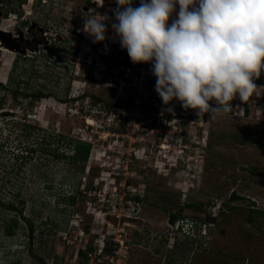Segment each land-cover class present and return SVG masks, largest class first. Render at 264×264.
Returning <instances> with one entry per match:
<instances>
[{
  "label": "rangeland",
  "instance_id": "obj_1",
  "mask_svg": "<svg viewBox=\"0 0 264 264\" xmlns=\"http://www.w3.org/2000/svg\"><path fill=\"white\" fill-rule=\"evenodd\" d=\"M50 1L0 0V264H264V91L212 121L178 100L165 106L150 63L83 32L90 0ZM19 120L39 127L20 138L24 150L56 134L91 141L86 166L39 149L15 159ZM233 190L260 211L243 199L231 210ZM220 205L231 212L212 225Z\"/></svg>",
  "mask_w": 264,
  "mask_h": 264
},
{
  "label": "clouds",
  "instance_id": "obj_2",
  "mask_svg": "<svg viewBox=\"0 0 264 264\" xmlns=\"http://www.w3.org/2000/svg\"><path fill=\"white\" fill-rule=\"evenodd\" d=\"M115 3L112 31L133 64H151L163 105L178 100L183 109L195 110L200 119L207 113L212 121L232 111L230 102L237 96L247 103L264 91L254 83L264 70V0H139L138 7L134 0ZM96 4L103 6L104 0ZM107 19L89 10L83 32L94 43L103 42ZM197 225L196 220L180 223L183 229Z\"/></svg>",
  "mask_w": 264,
  "mask_h": 264
},
{
  "label": "trees",
  "instance_id": "obj_3",
  "mask_svg": "<svg viewBox=\"0 0 264 264\" xmlns=\"http://www.w3.org/2000/svg\"><path fill=\"white\" fill-rule=\"evenodd\" d=\"M139 2V0H136ZM106 28L109 30H111V25L106 23ZM107 30V31H108ZM16 70V67L14 66L12 72L14 73V71ZM18 90L15 91V94H18ZM15 126L18 127V133H16V138L19 139L17 141V143L15 144V150L18 151H14V150H10L9 152L11 153L10 155L14 156L15 159H20L21 161H23L24 157H27V155L30 153L32 155V153L34 154L38 149L42 150V152H46L49 153L50 155L54 156L57 159H63L69 163L72 164H79V165H83L86 166L87 161L89 159V156L91 154L93 145L91 143V141H87L81 138H73V137H66V135H61V134H56L54 135L53 138H48L43 136V138H39L37 139V143H38V147L36 149V147L33 144H29V147L26 146V150H24V146H20V138L25 137L26 139L34 134V130H39V127L36 125H31L30 123H27L26 121H15ZM23 126V128H21ZM26 128L29 129L28 132H26ZM17 130V128H16ZM42 130V129H41ZM65 139H67V144L70 146V149H68L67 151H61L59 148L60 143L61 142H65ZM53 141V143H58L57 146H55L54 148L51 147V142ZM4 146L3 142H0V149L2 150ZM26 151L27 153L24 155L23 151ZM30 155V156H31ZM76 196L75 195H71L70 196V202L72 204L75 203L76 201ZM238 196L234 195L233 198H236ZM139 198V197H137ZM0 201L3 202L2 199H0ZM8 205L10 206V208H14V215H12L10 218H8L5 222H4V231L5 234L8 236H14L17 233V230L20 229V211H17V207L15 206V204L13 202H9ZM192 205V204H189ZM170 222L174 223L177 219L178 216L175 214H171L170 215ZM250 220H252V218H250ZM31 229L33 230V227H31ZM86 255V254H85ZM103 264V263H101Z\"/></svg>",
  "mask_w": 264,
  "mask_h": 264
},
{
  "label": "flooded vegetation",
  "instance_id": "obj_4",
  "mask_svg": "<svg viewBox=\"0 0 264 264\" xmlns=\"http://www.w3.org/2000/svg\"><path fill=\"white\" fill-rule=\"evenodd\" d=\"M86 5H88V4H86ZM40 6V5H39ZM41 7V6H40ZM66 18H67V16L64 14V20H66ZM45 36H47L49 33L47 32V31H45L44 33H43ZM52 43H50V45H51ZM53 44H55V42H53ZM8 45H9V43H8ZM26 45V44H25ZM264 71V70H263ZM263 76V75H262ZM262 76H260L259 77V79H258V81L257 82H255V83H258L259 81H260V78L262 77ZM253 140V139H252ZM174 167H176L177 165H173ZM254 169V168H253ZM245 172H247V173H252L253 171H251V169L250 168H248V166H247V169H246V171ZM234 195H236V196H238V197H236V198H233L234 197ZM137 196H143V195H141V194H137ZM245 196V197H244ZM138 200H140V198H137ZM231 200H230V203H229V206L228 207H230L231 208V210L233 209V210H237V208H236V206L237 205H239L236 201H238V199H243V200H245V201H248L249 202V207L251 208V209H253L252 211H254L255 212V210L256 211H260V210H258L257 209V207H256V203H254L255 201H254V199H253V197H250L249 195H243V193H240L239 191H235V190H233V192H232V194H231V198H230ZM234 201V202H233ZM226 205H220L219 207H218V211H217V213H211V214H208V216H207V221H209L212 225H214L215 224V220H216V218H217V216L219 215V214H221L223 211H225L226 210V207H225ZM223 210V211H222ZM219 212V213H218ZM226 213H228V212H231L230 210H226L225 211ZM261 213H264V211H260ZM224 213V212H223ZM170 220V219H169ZM206 221V222H207ZM176 222V221H175ZM174 222V223H175ZM171 223V222H170ZM174 223H171V224H174ZM149 228H151V227H149Z\"/></svg>",
  "mask_w": 264,
  "mask_h": 264
},
{
  "label": "built area",
  "instance_id": "obj_5",
  "mask_svg": "<svg viewBox=\"0 0 264 264\" xmlns=\"http://www.w3.org/2000/svg\"><path fill=\"white\" fill-rule=\"evenodd\" d=\"M31 1V4L32 6L33 5H41V6H50V3L51 1L50 0H30ZM90 5H89V8H88V12L89 10H94L95 12H98L102 15H107L108 19L107 21H105V23L109 24L112 26L113 23H115V17H114V14L112 13L114 9H116L117 5L115 3V0H104V4L103 6H97L96 4V0H90ZM54 4H57L56 2H53ZM177 11H178V6H177ZM175 17V12L172 14V17H170L169 19V23H171V20L172 18ZM113 32V31H112ZM106 36H108V40L110 42H115L117 41V38L116 40L112 41L110 38L111 37H115V35H108L107 32H106ZM110 36V37H109Z\"/></svg>",
  "mask_w": 264,
  "mask_h": 264
},
{
  "label": "water",
  "instance_id": "obj_6",
  "mask_svg": "<svg viewBox=\"0 0 264 264\" xmlns=\"http://www.w3.org/2000/svg\"><path fill=\"white\" fill-rule=\"evenodd\" d=\"M85 10L88 11V9H85ZM5 34H6V32H5L4 30L0 29V37H1V36L3 37ZM7 36H8V35H7ZM3 41H4V39H3ZM5 42H6L7 44L9 43L8 40H7V38L5 39ZM110 65H111V66L121 65V61H120V60H116L115 63H113V64L110 63ZM263 74H264V71L262 70L260 76H262ZM258 79H259V78H258ZM258 79H255V80H254V83L257 82ZM112 219H113V221L116 222V221H117V216L112 215ZM109 221H111V219H109Z\"/></svg>",
  "mask_w": 264,
  "mask_h": 264
}]
</instances>
